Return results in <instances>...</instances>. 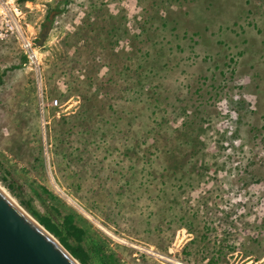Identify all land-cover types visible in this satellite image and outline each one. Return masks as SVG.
I'll return each mask as SVG.
<instances>
[{"label": "rangeland", "instance_id": "rangeland-1", "mask_svg": "<svg viewBox=\"0 0 264 264\" xmlns=\"http://www.w3.org/2000/svg\"><path fill=\"white\" fill-rule=\"evenodd\" d=\"M0 1V169L25 201L123 264H264V0Z\"/></svg>", "mask_w": 264, "mask_h": 264}, {"label": "water", "instance_id": "water-1", "mask_svg": "<svg viewBox=\"0 0 264 264\" xmlns=\"http://www.w3.org/2000/svg\"><path fill=\"white\" fill-rule=\"evenodd\" d=\"M56 12L44 22L36 46H44ZM29 213L0 190V264H80L65 247Z\"/></svg>", "mask_w": 264, "mask_h": 264}, {"label": "trees", "instance_id": "trees-1", "mask_svg": "<svg viewBox=\"0 0 264 264\" xmlns=\"http://www.w3.org/2000/svg\"><path fill=\"white\" fill-rule=\"evenodd\" d=\"M16 1L20 3H25L28 2L29 0H16ZM186 1L187 0H181L178 4L179 7L182 5V3ZM160 4L162 5V2ZM53 11L56 12V15L62 12V11L60 12V10L58 9H54ZM190 11L191 10H189L188 14H190ZM168 13L169 15L173 13V15H176V17L181 20H183L184 17L188 15L187 12H185L183 17H179V15L181 14L179 13L178 9ZM169 20L170 19L168 18V16H166L164 22L160 21L161 25H158L157 28L159 30L163 29L164 31L166 28L169 27L168 25L170 23ZM176 29H177L176 26H174L173 29L170 30L174 32ZM195 33L196 32H194V34ZM173 53H174L173 59H176L177 52L174 51ZM164 54L165 53H161L159 57V62L161 61ZM166 54L169 55V52H166ZM193 63H195V61H193ZM202 79H206V76L202 77ZM0 181L8 189L11 195L19 201L21 206H23L29 212L30 215L35 217L42 226H44L53 236H55L58 239V241L65 247V249H67L70 252V254L80 264H123L120 260L118 253L113 248H110L108 241L102 239L97 241L95 239V236L98 237L99 234L95 232L93 234L94 236H92L91 226L89 225L88 222H86V220H84L77 213L70 210L66 214L61 215V213L55 207L54 210L58 212V216L60 217V219H59V223L54 222L47 215H42L40 212H38V210H36V208H34V206L32 205V202L25 201L22 198L20 192H18L15 183L8 178V172H3L1 169H0ZM41 189L44 192L49 193L51 198L56 199V196L52 194L47 188L42 187ZM163 210L170 212L173 211V207L169 206ZM80 221H83L85 225L80 226L79 225ZM85 227L87 228L85 229ZM87 239L89 240V244H90L89 247L85 244V241Z\"/></svg>", "mask_w": 264, "mask_h": 264}, {"label": "built area", "instance_id": "built-area-1", "mask_svg": "<svg viewBox=\"0 0 264 264\" xmlns=\"http://www.w3.org/2000/svg\"><path fill=\"white\" fill-rule=\"evenodd\" d=\"M7 4L8 3H3L2 1H0V17L4 16L5 18H9V15H8L9 10L7 9ZM5 5H6V7H5ZM0 21H1V19H0ZM7 25L10 26V30H14V28H16V33L20 34L18 27H17V24L12 22L10 20V18H9V21L7 22ZM2 30H3L2 23H0V37L2 35V32H1ZM20 41L22 43V48L24 49L25 53L28 56V59L31 61H33V60L37 61L38 58H37V52H36V48H37L36 43H34V41L29 39V38H23V37H21ZM51 104L54 107L58 106V100L54 99L53 101H51Z\"/></svg>", "mask_w": 264, "mask_h": 264}, {"label": "bare ground", "instance_id": "bare-ground-1", "mask_svg": "<svg viewBox=\"0 0 264 264\" xmlns=\"http://www.w3.org/2000/svg\"><path fill=\"white\" fill-rule=\"evenodd\" d=\"M0 190L16 205L18 206L19 208L22 209V207L7 193V191H5L1 186H0ZM29 215V214H28ZM30 218H32L30 215H29ZM34 221L35 219L32 218Z\"/></svg>", "mask_w": 264, "mask_h": 264}]
</instances>
